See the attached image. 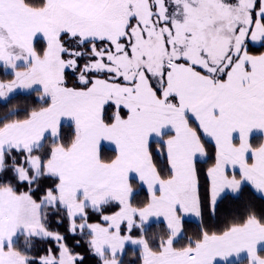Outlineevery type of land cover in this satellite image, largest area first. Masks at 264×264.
I'll return each mask as SVG.
<instances>
[{"label":"rangeland","instance_id":"374dc122","mask_svg":"<svg viewBox=\"0 0 264 264\" xmlns=\"http://www.w3.org/2000/svg\"><path fill=\"white\" fill-rule=\"evenodd\" d=\"M84 1H67L66 5L62 2L59 7L64 8V11L60 17L57 16L56 28L60 31H70L69 33L72 34H74L73 30L76 31L74 36L80 42L89 40L105 42V47H102L103 51H94L98 61L97 68L111 71L114 77L121 80L130 79V82L135 80L131 85L117 86L108 83L112 84L111 88L107 90L111 102L130 111H135L140 107L137 105V99L147 104H164L167 107L172 105L177 109L174 112L175 114L185 116V119L186 116L191 118L204 135L208 132V134L215 133L217 135L220 132V136L225 140L235 138L238 139L237 143L240 145L245 136L253 134L250 137L252 149L258 150L261 145L264 147V102L259 106L253 105L251 110L245 113L243 117L233 113L230 117H225V122L217 125L222 114L227 112L236 97L242 95L240 98L246 99L251 97L255 90L257 93L264 92V54L252 56L246 52L248 44L258 46L264 43V28L262 25L264 0H91L95 3L94 5L85 4ZM50 2L47 0V7L45 6L42 9H29L31 12H43L38 20L41 23L43 19L48 27V20H52L55 12V7ZM256 4H259L258 8H256ZM12 6L10 0H0V17H4L5 13L7 15V20L0 18V35L9 34L10 38L8 39L11 43L7 46L4 41L8 53L4 57L5 60L0 62V67L13 73L14 76H18L38 57L32 46L29 45L30 49L28 50V48L26 49L24 46L22 48L18 42H15L11 32L14 28H12L9 18L12 17L11 13L17 15L24 26L28 21L16 13ZM85 14H95V16L88 17ZM46 32L49 47L46 55L48 60L51 59L52 65L54 62L53 66H57V62L60 60V65L64 69L74 68L76 64L74 60L62 61L60 57L62 45L59 38L63 32L56 33L54 31V38L50 35L52 30L47 29ZM3 40H6V38L3 37ZM34 42L32 40L31 45ZM145 47L155 52L148 54L149 58L144 62L140 59L139 53L141 48ZM11 52H14V55H10ZM158 56H160L159 60L161 61L164 60L168 64L173 63L170 66L171 69L166 71L168 86L163 91L162 98H157L149 82L148 75L156 71L149 67L151 63L153 65L154 57ZM165 66L166 63H164ZM91 67V63L85 65V69ZM226 69L228 70L226 71ZM55 70L52 73L55 81H50L53 87L50 91L54 92L51 95H54L55 99L57 96L64 98L76 94L84 95L85 92L66 90L60 84H57L56 79L58 76ZM225 72L227 74H225L226 78L223 80L220 77ZM9 84L0 81V100L13 96V94L8 93L7 86ZM57 88L58 90H56ZM95 89L94 87L90 91ZM42 96H45V94H42ZM119 99H122V101ZM257 130L261 132L255 134ZM55 133L53 132L52 135H55ZM252 139L255 142L254 146ZM148 162L150 163V159H148ZM32 164H34V177L41 171L42 173L48 171L50 173V162L45 163L43 169L39 168L38 160L33 161ZM149 168L152 173L156 174L151 166ZM249 173V166H242L233 161H228L218 151L217 162L207 168V176L210 179L212 192V205L216 204L222 196L236 193L243 184H252ZM22 174V179L28 178L27 172ZM258 180L264 182L262 181L264 179ZM259 182H254L255 187H253L263 196L264 183ZM186 183L183 188H179L172 180L166 181L165 184L168 185V189L171 191L169 198L165 200L164 195H161V197L159 194H157V197L151 195L152 201L145 209H134L128 206L129 183L121 191L105 187H89L84 184H61L60 182L57 187L59 196L48 195V198L45 197L43 202H37L28 194H23L21 195L22 204L17 233L14 234L8 244L2 245L0 243V253L1 255L10 254L5 247L11 244L17 235L25 232L30 234L35 229H40L39 234L45 235L40 222L41 207L44 203L48 207L53 206L57 199L63 205L62 207L67 209L72 230L79 229L78 231L87 232L91 236L92 247L99 255L104 257L105 253L108 252L109 257L111 254L120 257L123 254L124 247L129 245L132 248H137L144 264H170L167 259L174 258L176 253L169 247L164 248L160 255L151 254L142 236L132 238L121 236L118 233L119 228L124 224L129 234L135 227L142 230L150 223L162 220L166 223L168 229L172 230V232L169 231L171 234L170 239L176 238L179 234L178 222L181 220L180 217V219H177L176 209L180 210L182 217H188L196 221L199 219L200 214L195 181L189 180ZM5 190L11 195H15L10 190ZM108 200H116L123 206L118 214L109 217L110 226H91L81 221H74L83 214L86 207H97ZM241 228L234 229L221 236L210 237L198 251L191 254V256L189 255V261L191 260L188 261L189 264H231L242 260H246L248 264L264 262L262 261L264 257L259 255L260 251L264 252V249H259L257 252L251 250L252 246L256 247L260 244L264 248V240L247 244L244 248H237V252L231 255L223 256L222 253L218 254L216 251L204 253L205 247L217 241V238ZM238 250L248 253L249 256L245 253H238ZM67 258V256H63V264H69ZM17 259L20 260L18 257ZM110 260V258H107L105 264H117L119 262L116 258L117 262L114 260L109 263ZM9 262L12 263V261ZM13 262V264H21L16 263L14 260ZM0 264L6 263L3 259H0Z\"/></svg>","mask_w":264,"mask_h":264},{"label":"crops","instance_id":"0c3cea01","mask_svg":"<svg viewBox=\"0 0 264 264\" xmlns=\"http://www.w3.org/2000/svg\"><path fill=\"white\" fill-rule=\"evenodd\" d=\"M49 1L54 5L55 12L52 20H48V27L43 19L41 23L38 20V17L43 12H31V10L23 7L17 0H10L14 11L28 21L24 26L23 22L17 18V15L11 13L12 17H9L13 26L12 28H14L11 31L14 40L22 48L25 47L29 50L30 45L33 49V44L31 45L32 40L34 42L38 38H44L48 43V40H46L48 38L46 35L47 29L52 30V33H50L52 38L55 36L54 31L56 33L63 32L62 34L76 35V31L74 30L72 31L74 34H72L69 33L70 31H60L56 28L57 16L60 17L64 11V8H60L59 6L62 2L66 5L67 1L73 0ZM84 3L95 4L91 0H85ZM85 15L88 17L95 16V14ZM0 18L7 20L6 13L4 17ZM50 24L52 25L50 26ZM3 37L6 40H3ZM8 38H10L9 34L0 35V62L5 60L4 57L8 53L4 46V41L7 43V46L11 44ZM154 52L146 47L141 48L139 53L140 59L145 62L149 58L148 54H153ZM13 53L11 52L10 55H14ZM154 58L153 65L151 63L149 68L156 71L148 74L149 82L151 86L154 83L165 90L168 84L166 73L164 72L167 69L170 70V66L173 63L168 64L164 60H159L160 56ZM164 63H166L165 67ZM53 65L51 59L48 60L47 57L45 59L37 58L33 60L27 68L21 71L20 75L14 76L10 82L6 83H11L7 86L8 93L14 95L38 89L47 93L49 90H52L53 87L50 81H55L52 73L56 68L55 71L58 76L56 83L58 84L63 68L60 65V60L57 62V66ZM111 85L99 83L94 91H89L90 95L85 96L76 94L61 98L56 95L57 98L55 99V96L51 95L54 92H51L50 97L53 96V98L48 108L37 112L30 120L12 124L0 132V161L2 154L6 150L38 146L45 137L56 132L62 122L72 121L79 132L74 145L69 151H64L62 148L57 147L50 161V173L56 176L61 184H84L89 187H105L123 191L124 187L129 183L128 180L135 178L146 188L150 195L159 194L160 197L164 195L163 198L167 200L171 191L164 181L156 176L154 172H151L148 162V159H150V142L163 140V149L173 172V177L170 180L178 185L179 188H183L187 184L186 181L189 180L195 181L194 185L197 187L195 164L197 161L204 160L205 151L197 134L188 125L185 116L175 114L174 112L177 109L172 105L171 107H167L164 104H147L137 99V105L140 107L135 111H130L126 108L129 112L126 118H117L112 124L105 125L100 115L101 109L108 103V101L104 102L103 100H107L106 97L109 98L107 90L111 88ZM153 91L155 92L154 89ZM241 96L235 98L227 112L222 114L217 125L225 122V117H230L233 113H237L240 117H243L245 113L251 110L253 105L259 106L264 102V92L257 93L255 90L253 95L246 99L240 98ZM157 98H162V96H157ZM238 98L242 100L238 102L240 100ZM258 132L261 131L257 130L255 134H259ZM208 133L205 136L214 142L218 151L228 161H233L242 166H249L250 179L253 182L252 186L255 187L254 182H259L258 179H264V147L261 145L258 150L252 149L250 137L253 134L245 136L243 142L239 145L237 143L238 139L225 140L220 136V132L217 135L215 133ZM103 146L116 152V158L109 164L103 163L100 159V150ZM0 191V243L5 245L17 233L22 197L11 195L5 189ZM8 222L10 224L7 225L6 223ZM24 234H27V232ZM217 239V241L205 247L204 253L216 251L218 254L222 253L223 256L231 255L237 252V248H244L247 244L264 240V227L251 221L241 229ZM261 246L262 244L256 247L252 246V252L264 249ZM238 253L245 252L238 250ZM245 254L249 256L248 253ZM8 255L6 253L5 255H1L0 253V259H3L6 264H13L14 258L12 255ZM9 261H12V263ZM259 264H264V262Z\"/></svg>","mask_w":264,"mask_h":264},{"label":"trees","instance_id":"16d2710c","mask_svg":"<svg viewBox=\"0 0 264 264\" xmlns=\"http://www.w3.org/2000/svg\"><path fill=\"white\" fill-rule=\"evenodd\" d=\"M17 1L32 10L42 9L47 4V0ZM258 7L259 4H256V8ZM131 23L133 22L131 21ZM262 25L264 28V18H262ZM59 39L62 45L61 60H74L76 62L74 68H62V80L60 79L61 81L58 84L63 89L90 91L99 83L107 82L120 86L131 85L135 81L130 82V79L121 80L114 77L111 71L97 68L98 61L94 51H103L102 47H105V42L92 40L80 42L76 36L67 33L61 34ZM47 49L48 43L43 39H37L33 44V50L39 59L46 57ZM246 52L252 56H260L264 54V43L258 46L248 44ZM88 63H91L92 67L85 69V65ZM225 74L227 72L221 75L220 78L224 80L226 78ZM13 78V73L0 67L1 82L7 83ZM152 87L158 97L163 96L164 88L158 87L154 83H152ZM50 93V90L46 93L38 89L28 93H17L7 99L0 100V131L12 124L26 122L37 112L48 108L52 102ZM42 94H45V96H42ZM128 113L125 107L114 102H108L101 109L100 116L105 125H110L117 118H126ZM186 121L197 134L205 151L204 160L197 161L195 164L199 219L196 221L188 217H182L180 210L176 209L177 219L181 218V220H178L179 234L174 239H170L172 230H169L162 220L152 222L143 227L142 230L135 227L129 234L124 224L119 228L118 233L121 236L132 238L142 236L151 254L160 255L164 248L169 247L176 253L174 258L167 259L170 264L188 263L191 254L198 251L210 237L221 236L245 226L250 221H256L264 226V195L259 194L249 183L243 184L234 194L222 196L216 204L212 205V192L210 179L207 176V168L217 162L218 149L214 142L204 135L195 121L187 116ZM77 133L78 131L73 122H63L58 126L55 135L45 137L42 143L36 147L6 150L0 161V189H8L17 196L28 194L37 202H43L45 197L48 198V195L59 196L57 192L58 178L50 174L49 171L47 173L41 171L34 177V164L32 162L38 160L39 168L43 169V165L51 161L56 147H60L64 151L70 150L76 140ZM162 141L150 142L149 164L157 176L166 182L172 179L173 172L168 164ZM252 143L254 146L253 139ZM115 158L116 153L113 149L104 146L101 148L100 159L103 163H111ZM23 172L28 174V178L25 180L22 179ZM128 195L127 204L130 208L145 209L152 201V196L136 179L129 180ZM46 205V203L42 204L40 213V222L45 235L39 234V230L35 229L30 234L17 235L15 240L5 247L16 263L63 264V256H67L69 264H105L107 258L111 259L109 263L116 258L119 260V262L115 260L117 264H144L137 248H132L129 245L124 247L123 254L120 257H115L116 255L112 254L109 257L108 252V254L105 253L104 257L99 255L92 247L91 236L87 232L78 231L79 229L72 230L67 209L62 207L63 205L59 200L56 199L53 206L48 207ZM122 208L123 206L116 200H108L97 207H86L83 214L74 221H81L91 226L107 227L110 226L109 217L118 214ZM259 255L264 257V252L260 251ZM231 264L248 263L246 260H242Z\"/></svg>","mask_w":264,"mask_h":264}]
</instances>
